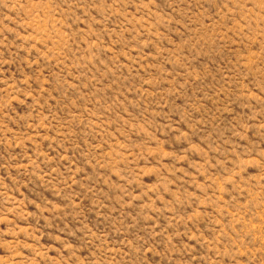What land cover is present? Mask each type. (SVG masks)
Returning a JSON list of instances; mask_svg holds the SVG:
<instances>
[{"label":"rangeland","instance_id":"obj_1","mask_svg":"<svg viewBox=\"0 0 264 264\" xmlns=\"http://www.w3.org/2000/svg\"><path fill=\"white\" fill-rule=\"evenodd\" d=\"M0 264H264V0H0Z\"/></svg>","mask_w":264,"mask_h":264}]
</instances>
